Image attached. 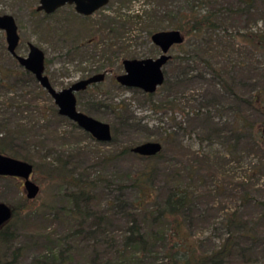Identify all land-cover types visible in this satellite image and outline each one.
<instances>
[{
	"label": "rangeland",
	"instance_id": "374dc122",
	"mask_svg": "<svg viewBox=\"0 0 264 264\" xmlns=\"http://www.w3.org/2000/svg\"><path fill=\"white\" fill-rule=\"evenodd\" d=\"M200 1L108 0L105 5L90 14L87 20L72 16L73 9L65 5L45 18V23L50 24L47 28L43 26L35 28V21L44 19L42 12H32L37 0H0V13L12 15L16 23L19 40L15 51L25 55L28 42L42 49L44 73L55 89H61L76 79L92 73L93 70L102 72L105 69L104 78L96 87L77 93L76 108L95 119L107 122L110 127L115 125L116 130L111 142L96 141L69 119L56 116L52 112V108L55 107L52 99L42 91L37 82V84L33 83L29 79L18 85L12 82L10 75L13 73L20 75L23 69L7 53L3 32L0 30L2 43L0 75L3 76L4 81V84L0 85V146L3 144L2 147L7 153L25 155L24 160L30 162L33 167L30 179L38 186L37 194L26 203L30 208L18 210L12 226V239L0 241V262L4 264L87 263L90 247L85 250L78 248L73 254L67 251L63 260L57 259V252L61 248L65 252V246L74 241L69 236L71 230L68 229L69 224L65 218L55 216L60 215L62 207L66 208L68 204L66 195L71 190L56 172V160L67 159L68 164L65 168L74 174L82 175L83 178L92 179L98 175L102 176L104 181L98 185L100 192L98 209L106 210L109 205L106 198L133 196V192L120 188L119 185L124 186L128 183L125 174L138 169L145 162L131 154V151L110 159L112 151L149 140L159 141L165 147L163 158H173L171 150L178 141L185 153L223 150L217 141L208 143L202 139V133L195 121H190L185 115L187 111L196 110L200 106L202 94L209 91L208 82L191 80L180 85L165 82L166 84L156 87L152 100L155 104L172 101V107L153 109L141 90L118 85L113 75L122 72L121 60L125 54L133 58L155 57L159 53L158 47L151 43L147 31L142 28V23H134L129 27L124 25L125 31L114 39L113 35H107L104 29L109 23L111 25L114 22L121 23L127 15L143 18L144 13L148 14L152 11L156 12L158 19H161L157 22L156 29L151 31L171 29L175 19L180 14L186 13L191 3ZM232 1L216 0L212 7L216 9L224 6L233 10L236 4ZM257 2V10H252L250 13L237 14L221 10L223 14H219V27L212 35L211 45L195 41L191 37L186 39L181 47L171 46L168 50L170 58L187 54L190 57L189 65L193 67L194 72L205 68L203 60L217 67L221 66L229 71L228 75L234 79L235 84L240 79L236 85L239 91L254 84L264 85V50H254L240 36L249 32L264 33V12L261 11L264 4L260 5L261 3ZM64 17L68 21H63ZM82 22H87L88 25H82L84 27L81 29L79 24ZM90 22L94 23V27L89 26ZM100 27H103L101 33L96 30ZM117 32L121 33L120 30ZM77 43L81 44L79 49H72ZM174 62L171 58L162 68L165 78L166 75L169 76L168 82L175 78ZM242 80L246 85H240ZM213 87L217 88L216 85ZM218 111L222 112L219 108ZM128 114L139 120L143 127L126 129L117 125L118 118ZM212 114L215 120L231 117L229 112L219 114L217 110H212ZM175 121L182 122L186 131L179 132L176 137H165L164 130L172 129L171 126ZM100 156L108 158L98 164L97 158L100 159ZM162 159H155L153 162L157 167H161ZM232 162L230 161L229 166L233 175L238 176L241 169ZM235 176L233 183L238 181ZM106 183L112 185L108 187ZM22 198H25L22 180L18 177L0 175V201L16 207ZM214 200L217 205L222 206L233 203L230 198L224 200L222 197H215ZM93 205L97 208L96 204ZM218 212L209 210L207 213L214 214L216 221ZM214 225L217 224H211L207 218L206 222L196 219L190 226L191 235L202 242L201 249H208L217 243V231L213 228ZM104 227L115 238L116 245H121L126 227L125 219L115 216L105 223ZM45 234H49L51 239L44 237ZM97 247L101 249L102 245L98 244ZM160 247H162L160 243L152 247L148 254L144 255L143 264H164ZM71 250H74L73 245Z\"/></svg>",
	"mask_w": 264,
	"mask_h": 264
},
{
	"label": "trees",
	"instance_id": "16d2710c",
	"mask_svg": "<svg viewBox=\"0 0 264 264\" xmlns=\"http://www.w3.org/2000/svg\"><path fill=\"white\" fill-rule=\"evenodd\" d=\"M215 2L216 0H201L199 3H191L187 12L175 19L172 29H178L183 36L182 42L176 45H182L191 37L195 41L211 45L212 35L219 27V14H223L221 10L245 14L257 10L256 2L264 4V0H233L236 5L232 10L224 6L214 9L212 4ZM60 8L49 14L42 12L44 19L35 21V28L41 26L47 28L50 24L45 23V18ZM261 11L264 12V8H261ZM32 12L41 11L35 10L34 7ZM144 15L143 18L127 15L119 24L109 23L103 26L105 33L112 34L114 39L125 31L124 25L129 27L134 23H142V28L149 36L151 29H156L161 18L158 19L154 11ZM72 16L87 20L90 15H80L74 11ZM66 20L64 17L63 21ZM90 23L89 26L94 27V23ZM82 25L88 23H80L81 29L84 27ZM103 27L96 30L101 33ZM240 36L254 50H264V33L249 32ZM77 44L72 49H79L81 44ZM124 58L133 57L125 54ZM169 58L165 63L171 58L175 61L176 74L173 75L175 78L168 82L169 76L166 75L165 78L164 75L159 86L166 84L165 82L171 85H180L191 80L208 82L210 88L206 91L208 93L202 94L200 106L196 110L187 111L185 115L190 121H195L202 133V139L208 143L217 141L223 150L185 153L178 141L171 150L173 158H163L165 147L161 143L160 151L152 156H140L131 152L145 162L138 169L127 172L125 176L128 183L124 186L120 184L119 187L134 194L131 197L126 195L124 198L119 196L106 198L109 204L106 210L98 209L100 201L98 185L104 178L100 175L92 179L83 178L82 175L74 174L65 168L68 164L67 159L56 160L55 170L60 174L61 181L68 184L71 190L66 195L68 200L66 208L62 207L60 215L55 216L65 218L69 224L68 229L71 230L69 236L74 241L65 246V252L63 248L57 252V259L63 260L67 251L73 254L78 248L85 250L90 247L86 264H143L144 255L160 243L164 264H264V85L254 84L239 91L236 85L240 79L235 84L234 79L228 75L229 71L221 66L217 67L203 60L205 68L194 72L193 67L189 65L190 57L187 54ZM96 71L93 70L92 73H100ZM14 74L10 76L16 85L25 83L28 79L36 83L33 76L24 69L19 73L21 77ZM115 75L117 74L113 77ZM2 79L3 76L0 75V85L4 84ZM98 83L100 81L91 84L83 92L90 87H96ZM214 85L217 88L213 87ZM240 85L244 86L246 83L242 80ZM42 91L46 93L45 90ZM154 93L155 90L151 93L143 92L153 109L172 107V101L155 104L152 100ZM212 110H217L219 114L229 112L231 117L215 120ZM52 112L62 119H67L57 114L56 107L52 108ZM117 125L126 129L143 127L139 120H135L129 114L120 116ZM171 127L173 128L164 130L165 137H176L179 132L186 131L183 123L179 121H175ZM110 132L111 139L108 143L113 140L116 133L115 125L110 127ZM2 146L3 144L0 146V153L26 159L25 155L7 153ZM124 153H130V147L123 146L112 151L109 158L114 159ZM107 158L98 157V164ZM155 159H162L161 167L156 166L153 162ZM230 161L241 169L238 176L233 175L229 166ZM234 176L238 181L233 183ZM106 185L109 187L112 184ZM215 197H222L224 200L230 198L233 203L229 206L217 205ZM27 201H29L27 198H22L16 207L10 206L11 217L0 226V241L12 239V226L18 210L30 208L26 204ZM93 204H96L97 208ZM209 210L219 211L216 221L214 214L207 213ZM115 216L123 217L126 222L121 245H116L115 238L104 227V224ZM207 218L211 224H217L213 228L217 231L218 241L208 249H201V240L193 237L189 228L194 220L201 219L206 222ZM44 237L51 239L49 234H45ZM71 244L74 250L70 251ZM98 244L102 245L101 249L97 247Z\"/></svg>",
	"mask_w": 264,
	"mask_h": 264
},
{
	"label": "water",
	"instance_id": "95a60500",
	"mask_svg": "<svg viewBox=\"0 0 264 264\" xmlns=\"http://www.w3.org/2000/svg\"><path fill=\"white\" fill-rule=\"evenodd\" d=\"M107 1L37 0L35 10L48 14L64 4H72L76 13L90 15L105 5ZM0 30L4 33L7 53L15 59L21 68L28 71L38 85L46 91L56 107L57 114L72 121L96 141L108 142L111 139L109 124L78 110L75 97V92L84 89L91 83L99 82L103 78V73H94L77 79L61 89H55L44 73V53L42 49L28 42L25 55H20L15 51L19 35L12 15L0 13ZM149 39L151 43L158 47L159 53L155 57L122 59V72L114 77L120 86L151 93L162 83L164 79L162 68L169 58L168 50L171 46L181 43L183 36L178 29L171 28L152 31L149 34ZM160 149V142L155 140L143 141L130 147L131 152L140 156L155 155ZM31 172L32 164L30 162L0 153V175L20 178L27 199L33 198L38 192V186L30 179ZM10 217V205L0 201V226L7 222Z\"/></svg>",
	"mask_w": 264,
	"mask_h": 264
},
{
	"label": "flooded vegetation",
	"instance_id": "af4514ba",
	"mask_svg": "<svg viewBox=\"0 0 264 264\" xmlns=\"http://www.w3.org/2000/svg\"><path fill=\"white\" fill-rule=\"evenodd\" d=\"M65 5H69V6H71L72 7V9H73V5L72 4H64L63 6H65ZM62 7V6H61ZM74 10V9H73ZM41 12H43V11H41ZM44 13V12H43ZM52 13V12H51ZM46 14V13H45ZM49 14V13H48ZM81 15V14H80ZM2 31V30H1ZM3 32V31H2ZM3 38H4V33H3ZM4 42H5V40H4ZM6 48V47H5ZM105 73V72H104ZM104 73H103V78H104ZM91 74H94V73H90V74H87V75H85L84 77H86V76H88V75H91ZM84 77H81V78H84ZM115 77V76H114ZM113 77V78H114ZM103 78L100 80V81H102L103 80ZM80 79V78H79ZM77 80V79H76ZM114 81H115V78H114ZM116 82V81H115ZM95 83H97V82H95ZM117 83V82H116ZM91 84H93V83H91ZM91 84H89L88 86H90ZM118 84V83H117ZM119 85V84H118ZM88 86H86L84 89H82V90H79V91H77V92H75V97H76V100H77V93L78 92H83Z\"/></svg>",
	"mask_w": 264,
	"mask_h": 264
}]
</instances>
